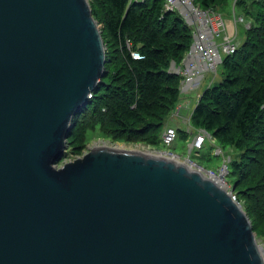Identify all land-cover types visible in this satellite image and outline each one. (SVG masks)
<instances>
[{"label":"water","instance_id":"1","mask_svg":"<svg viewBox=\"0 0 264 264\" xmlns=\"http://www.w3.org/2000/svg\"><path fill=\"white\" fill-rule=\"evenodd\" d=\"M106 61L88 0H0V264H264L232 191L185 162L54 166Z\"/></svg>","mask_w":264,"mask_h":264},{"label":"trees","instance_id":"2","mask_svg":"<svg viewBox=\"0 0 264 264\" xmlns=\"http://www.w3.org/2000/svg\"><path fill=\"white\" fill-rule=\"evenodd\" d=\"M97 1L103 12V40L106 34L112 38V53L116 54L106 52V72L86 107L75 114L68 137L78 136L75 128L85 135L90 123L93 127L102 124L99 117L112 126H107L111 134H125L127 139L150 134L159 126L163 132L180 93L181 76L168 68L171 61L180 63L189 49L193 28L177 10L165 12L164 0ZM214 2L223 6V0H200L198 4L223 13ZM234 8L251 26L241 29L244 38L238 49L223 57L219 65L223 77L202 91L192 119L217 141L238 150L240 160L235 158L230 164L241 177L248 173L242 169L244 159L260 163L255 179L264 184V0H253L251 13L242 0H236ZM126 38L144 54L143 59L131 58ZM117 61L120 66L112 71L111 65Z\"/></svg>","mask_w":264,"mask_h":264},{"label":"rangeland","instance_id":"3","mask_svg":"<svg viewBox=\"0 0 264 264\" xmlns=\"http://www.w3.org/2000/svg\"><path fill=\"white\" fill-rule=\"evenodd\" d=\"M194 1L196 2L195 6L202 8V6L200 7V0ZM232 1L233 0H230L229 4V0H223V6H220L219 4L214 2L216 5L220 6V9L223 11V13L229 15L230 18H228V21L229 19H231V17H233V15H240V10H236V8H234L235 14H233L234 1ZM242 1L246 5V7H248L249 12L251 13L253 0ZM88 3L91 10L95 13V16L93 17L97 21L102 34V31L104 29L102 7L97 0H88ZM257 22L259 23V21ZM228 24L230 27L232 26L230 22H228ZM242 28L243 24H239V34H241ZM246 36L247 35H245V37ZM243 38L239 35V39L241 42ZM249 38L250 35H248L247 39ZM105 48L107 54L109 55L112 53V50L115 49L112 38L107 34L105 40ZM187 51L184 53L182 59L186 55ZM114 54H116V52L112 53V55ZM111 66L112 71H115L120 66V61H117V63H114ZM222 77L223 71L221 70V67H218L216 73H210L203 78L205 81L203 82V86H199V89L190 92L179 93V99L177 104L174 106L172 114L179 105H181L184 110L181 111L180 115H176L178 113L175 112L174 116H171L170 114L169 117L170 125L175 126L177 129H179L178 137L173 145L166 146L161 142V136L163 132L160 126L153 129L150 134H138V137L136 138L129 137V139H127V136L125 134L119 135L116 132L111 134L107 128H111L112 126H108L105 123L104 119L102 121L99 116H96L99 117L102 124L99 123L93 127L94 124L91 125L90 123L91 127H89V129L85 132V135L83 134V131H80V128L77 130L75 128L74 132L77 133L78 136H69L67 138V146L64 153L65 155L58 163L54 164V166L58 168L65 162L79 158L94 146H111L119 149L141 150L151 154H153L152 152H160L161 150L173 151L178 154L181 159L186 158V161L192 162L191 164L201 166L203 170L211 171L217 174L218 178L221 179L223 183H220L218 180L217 181L222 184L227 190L232 191V194L235 196L236 200L240 203L241 207L246 212L251 222L257 243L262 247V250L264 252V184L262 183V181H259L258 178L255 179V176H257L258 173L260 174L261 171L260 163H256L252 159H244L242 161V169L248 171V173L245 177H241L239 170H237L236 168L232 169L230 164L231 161L235 158L237 160H240V157L238 156L240 153L234 147L220 143L209 133L207 137H205L200 147L193 145V142L195 141L197 135L200 133V130H204L195 125L192 119V113L196 105L195 103H197L196 99H198L197 95L202 93L203 88L204 86H206V84L210 85L211 83L220 80ZM181 80L182 78L180 79L179 85L181 84ZM183 96L186 98H183ZM187 97L189 100H187ZM180 130H184V132L181 133ZM154 137V140H156V142L149 144L148 141H150V139H153ZM192 166L189 167L192 168Z\"/></svg>","mask_w":264,"mask_h":264},{"label":"built area","instance_id":"4","mask_svg":"<svg viewBox=\"0 0 264 264\" xmlns=\"http://www.w3.org/2000/svg\"><path fill=\"white\" fill-rule=\"evenodd\" d=\"M142 1V0H132ZM235 1L233 2V14H235ZM164 11L177 10L185 19V21L193 28L192 41L190 47L182 59L180 64L171 62L168 71L170 73L181 76V84L179 85L180 92H190V90L199 89L203 78L210 74L216 73L223 57L233 54L239 47L241 41L239 39L238 25L243 24L244 29L251 26V21L245 19L241 15H233L231 19L214 9L213 7L199 8L195 6L193 0H164ZM228 22L231 23V27ZM125 46L133 60H141L145 56L137 48L134 47L133 41L130 38L125 39ZM200 95H197L199 100ZM92 94H90V97ZM184 109L179 105L171 116L180 115ZM208 133L205 130H200L195 141V146L200 147ZM178 137V129L175 126L168 125L161 136V142L166 146L174 144ZM155 155L171 158L176 161L185 162L206 172L205 174L211 178L218 177L216 173L205 171L201 166L191 164L187 159H181L178 154L169 150H161L160 152H152ZM82 157V156H81ZM223 175V173H222Z\"/></svg>","mask_w":264,"mask_h":264},{"label":"crops","instance_id":"5","mask_svg":"<svg viewBox=\"0 0 264 264\" xmlns=\"http://www.w3.org/2000/svg\"><path fill=\"white\" fill-rule=\"evenodd\" d=\"M224 15H225V14H224ZM225 16H226V18H230L229 15H225ZM238 31H239V29H238ZM239 35H240V34H239ZM210 80H211V79H210ZM204 81H205V80H203L202 83H201L202 86H203V82H204ZM211 84H212V83H211ZM211 84H210V85H211ZM210 85H209V84H208V85L206 84V86H204L203 90L206 89V88H207L208 86H210ZM190 91H191V90H190ZM192 91H194V90H192ZM183 98H186V97L183 96ZM187 100H189L188 97H187ZM195 104H196V103H195Z\"/></svg>","mask_w":264,"mask_h":264},{"label":"bare ground","instance_id":"6","mask_svg":"<svg viewBox=\"0 0 264 264\" xmlns=\"http://www.w3.org/2000/svg\"><path fill=\"white\" fill-rule=\"evenodd\" d=\"M216 179L220 182L223 183V181L221 179H219L218 177H216Z\"/></svg>","mask_w":264,"mask_h":264}]
</instances>
